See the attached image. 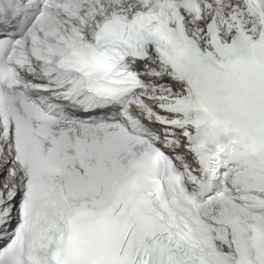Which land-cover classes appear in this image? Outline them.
Returning <instances> with one entry per match:
<instances>
[{
    "label": "snow or ice",
    "instance_id": "obj_1",
    "mask_svg": "<svg viewBox=\"0 0 264 264\" xmlns=\"http://www.w3.org/2000/svg\"><path fill=\"white\" fill-rule=\"evenodd\" d=\"M0 264H264V0H0Z\"/></svg>",
    "mask_w": 264,
    "mask_h": 264
}]
</instances>
